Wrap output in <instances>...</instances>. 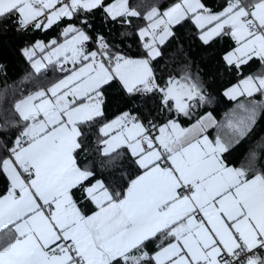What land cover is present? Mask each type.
<instances>
[{
  "label": "snow or ice",
  "instance_id": "6c2138e0",
  "mask_svg": "<svg viewBox=\"0 0 264 264\" xmlns=\"http://www.w3.org/2000/svg\"><path fill=\"white\" fill-rule=\"evenodd\" d=\"M97 12L129 26L146 21L138 29L144 55L130 58L113 52L104 36L93 38L88 18ZM5 20L25 31L66 22L62 43L37 42L24 55L36 73L58 65L67 75L15 105L24 123L0 156L9 181L0 194V264H264V170L251 162L232 166L224 155L264 109L254 99L264 97V71L243 76L254 59L264 69V0H227L219 12L202 0H173L145 13L130 0H0ZM182 22L193 24L205 45L216 37L235 42L223 60L242 79L224 95L247 99L238 105L244 115L227 123L232 135L209 138L218 127L211 112L191 127L179 123L206 100L190 71L163 83L155 75L152 61ZM37 49L47 54L35 58ZM113 82L129 95H158L160 109L176 118L146 126L124 112L105 122L104 93ZM94 125L103 155L126 148L140 170L126 188H109L78 163L82 129Z\"/></svg>",
  "mask_w": 264,
  "mask_h": 264
},
{
  "label": "trees",
  "instance_id": "16d2710c",
  "mask_svg": "<svg viewBox=\"0 0 264 264\" xmlns=\"http://www.w3.org/2000/svg\"><path fill=\"white\" fill-rule=\"evenodd\" d=\"M173 0H130V4L137 6V10L145 13L149 5H159L161 10L166 9ZM213 12H219L226 6L227 0H202ZM90 28L88 32L93 38L97 34L105 37L113 52H118L130 58L139 59L144 55L138 29L146 26V21L136 20L133 25L119 24L108 20L102 12L89 16ZM77 26L79 22H76ZM66 22L54 25L47 31L22 30L14 21L0 22V156L8 155V149L14 146L15 140L23 130V121L15 110V105L28 95L42 87L62 79L67 73L60 67L49 65L36 73L32 69V62L24 55L27 49L39 41L49 44L53 39L58 42L63 40L61 35ZM173 35L161 46V55L152 61L155 75L163 83L169 77H179L185 71H190L193 77L201 83L205 102L200 103L193 110L192 119L180 116L179 123L182 127L190 126L196 120L211 112L218 127L211 132L222 138L225 134L232 135L227 128L229 120L235 122L244 113L238 108L246 97L229 100L224 92L242 79L234 69H229L223 56L235 48V42L230 37H216L205 45L199 39V31L190 22H182L173 27ZM96 50V45L91 46ZM39 53L35 58L45 54ZM250 66H243V76L260 74L262 69L258 60L249 62ZM105 97V122L119 116L121 113L130 112L137 116L145 125L153 121L157 125L175 119V113H166L160 109L159 96L129 95L118 82H113L106 88ZM254 99L264 101V97L256 94ZM100 125L83 127L84 148L79 152L78 163L81 167H88L95 173V179L101 180L109 188L123 189L128 181L139 173L137 165L133 162L126 148H118L109 156L103 155L102 141L104 137L99 133ZM256 154L253 161L251 154ZM230 165L235 167L247 166L250 162L255 167L264 170V109L257 111L255 122L251 131L233 143L229 152L224 154ZM9 181L0 173V194H5ZM75 191L74 199L81 205L86 202L81 199L82 193ZM89 214L95 210L94 205L87 204L85 209ZM154 247V245H153Z\"/></svg>",
  "mask_w": 264,
  "mask_h": 264
},
{
  "label": "crops",
  "instance_id": "0c3cea01",
  "mask_svg": "<svg viewBox=\"0 0 264 264\" xmlns=\"http://www.w3.org/2000/svg\"><path fill=\"white\" fill-rule=\"evenodd\" d=\"M62 42H63V40L61 41V43H62ZM40 57H43V55L40 56ZM40 57H39V58H40ZM66 75H67V74H66ZM63 78H64V77H63ZM235 85H236V84H235ZM233 86H234V85H233ZM233 86H231V87H233ZM231 87H230V88H231ZM228 89H229V88H228ZM225 97H226V96H225ZM226 98L229 99L228 97H226ZM238 98H240V97H238ZM238 98H237V99H238ZM237 99H236V100H237ZM229 100H230V99H229ZM193 124H194V123H193ZM193 124H191L190 126L184 127V128L191 127ZM212 129H213V128H210V129L208 130V132H209V138L214 140L216 137H215V135L211 132ZM102 148H103V145H102ZM116 150H117V149H116ZM94 211H95V210H94ZM90 214H91V213H90Z\"/></svg>",
  "mask_w": 264,
  "mask_h": 264
},
{
  "label": "rangeland",
  "instance_id": "374dc122",
  "mask_svg": "<svg viewBox=\"0 0 264 264\" xmlns=\"http://www.w3.org/2000/svg\"><path fill=\"white\" fill-rule=\"evenodd\" d=\"M39 42H43V41H39ZM43 43H45V42H43ZM35 44H36V43H35ZM35 44H34V45H35ZM45 44H46V43H45ZM34 45H32V46L29 47V48L34 47ZM39 53H41V52L39 51V49H37V50H36V55L39 54ZM46 54H47V52H46L45 54H43V56L46 55ZM38 58H39V57H38ZM40 58H42V57H40ZM48 66H49V65H48ZM46 68H47V67H46ZM32 69H33V67H32ZM33 71H35V70L33 69ZM18 115H19V114H18Z\"/></svg>",
  "mask_w": 264,
  "mask_h": 264
},
{
  "label": "built area",
  "instance_id": "2783aa9c",
  "mask_svg": "<svg viewBox=\"0 0 264 264\" xmlns=\"http://www.w3.org/2000/svg\"><path fill=\"white\" fill-rule=\"evenodd\" d=\"M147 126V125H146Z\"/></svg>",
  "mask_w": 264,
  "mask_h": 264
}]
</instances>
